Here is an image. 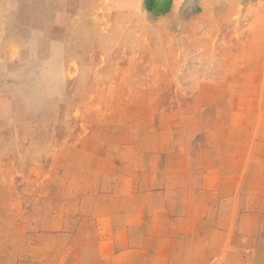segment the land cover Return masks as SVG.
Here are the masks:
<instances>
[{
    "label": "rangeland",
    "instance_id": "rangeland-1",
    "mask_svg": "<svg viewBox=\"0 0 264 264\" xmlns=\"http://www.w3.org/2000/svg\"><path fill=\"white\" fill-rule=\"evenodd\" d=\"M0 264H264V0H0Z\"/></svg>",
    "mask_w": 264,
    "mask_h": 264
}]
</instances>
